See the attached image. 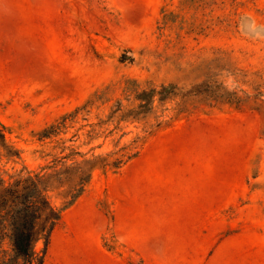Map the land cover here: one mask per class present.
Here are the masks:
<instances>
[{"label":"rangeland","instance_id":"1","mask_svg":"<svg viewBox=\"0 0 264 264\" xmlns=\"http://www.w3.org/2000/svg\"><path fill=\"white\" fill-rule=\"evenodd\" d=\"M117 103L141 113L104 123ZM87 123L101 135L67 145L139 136L138 153L92 172L42 264H264V0H0V175L38 170ZM0 264H23L3 223Z\"/></svg>","mask_w":264,"mask_h":264},{"label":"trees","instance_id":"2","mask_svg":"<svg viewBox=\"0 0 264 264\" xmlns=\"http://www.w3.org/2000/svg\"><path fill=\"white\" fill-rule=\"evenodd\" d=\"M153 91L143 90L137 94V99H152ZM144 103L139 104L140 109ZM83 108V107H82ZM80 108L64 114L59 121L44 128L39 136L41 139L52 138L66 133L68 123L76 122V115ZM119 112L118 121L137 117L141 110L129 109L122 111L120 103L115 110H111L104 123ZM102 123V121H99ZM99 123H87L78 126L69 138L57 140L58 154L54 155L38 170L20 171L14 175L12 181H5L0 175V223L9 230L12 249L23 264H42L50 233L58 222L62 208L72 204L83 192L89 182L92 172L97 168L108 166L119 168L124 162L138 153L137 144L140 139H134L116 150L105 153L81 152L74 145H67V141L79 138V131L88 126L85 134L89 140L100 136L96 126ZM117 128L108 130L104 137L112 134ZM123 135V134H122ZM121 135V136H122ZM120 136V137H121ZM75 137V138H74ZM0 141L4 142V133L0 128ZM91 151L94 148L90 149ZM89 153V155H87ZM60 190L63 193L64 205L57 208L51 201L49 192ZM44 238V247L39 254L34 250L35 243Z\"/></svg>","mask_w":264,"mask_h":264}]
</instances>
